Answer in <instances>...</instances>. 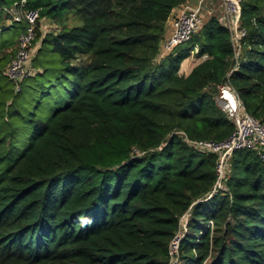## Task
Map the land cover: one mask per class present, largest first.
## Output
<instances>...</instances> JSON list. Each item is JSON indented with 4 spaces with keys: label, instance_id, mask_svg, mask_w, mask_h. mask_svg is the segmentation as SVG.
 <instances>
[{
    "label": "trees",
    "instance_id": "16d2710c",
    "mask_svg": "<svg viewBox=\"0 0 264 264\" xmlns=\"http://www.w3.org/2000/svg\"><path fill=\"white\" fill-rule=\"evenodd\" d=\"M16 1L0 0V264H264V161L235 151L212 193L219 155L187 141L234 132L217 103L227 76L264 123V0L241 1L239 41L213 16L159 61L188 0H26L54 28L38 22L37 72L17 83L5 69L23 25L3 11ZM55 87L62 107L25 114Z\"/></svg>",
    "mask_w": 264,
    "mask_h": 264
},
{
    "label": "built area",
    "instance_id": "2783aa9c",
    "mask_svg": "<svg viewBox=\"0 0 264 264\" xmlns=\"http://www.w3.org/2000/svg\"><path fill=\"white\" fill-rule=\"evenodd\" d=\"M226 21L223 23L234 33V40L239 41L245 35V30L240 27L241 1L223 0ZM205 0H199L196 5L184 4L172 21V31L168 38H164L160 45L157 61L164 59L173 50L183 43L188 42L203 24L202 11ZM4 13L12 23L23 25V31L18 38V46L14 57L5 69L6 76L14 82H19L25 77L34 75L37 70L32 64L36 52L37 25L41 20L40 9L29 8L26 0L14 2L11 6L3 8ZM222 91H228L236 101V108L232 114L235 123L234 132L224 141H190L200 150L219 155L217 168L218 179L212 193L223 188V179L226 174L228 161L232 154L238 150H254L259 158L264 161V123L247 113L241 106L230 88L222 85ZM183 134V133H182ZM177 244V238L173 245ZM176 247V246H175Z\"/></svg>",
    "mask_w": 264,
    "mask_h": 264
},
{
    "label": "rangeland",
    "instance_id": "374dc122",
    "mask_svg": "<svg viewBox=\"0 0 264 264\" xmlns=\"http://www.w3.org/2000/svg\"><path fill=\"white\" fill-rule=\"evenodd\" d=\"M201 16H202L203 23H205L209 18H211L213 16L219 18L222 22L226 21V16H225V11H224V1L223 0H206V2L204 4V10L202 11ZM69 23L75 24L76 22L73 19H70ZM6 25L9 27V26L13 25V23L9 19L6 23ZM39 27L43 33L45 31H48V30L54 28L53 24H51L49 21H47L45 19H42L40 21ZM13 36H14V31L11 28L7 29L6 37L7 38L12 37L13 38ZM16 40H17V38H16ZM14 43H15V39H14ZM2 80H3V83L8 87V89L13 88V84L7 80L5 75L2 76ZM43 91H44V89L41 90V92H43ZM30 94H31V92H30ZM27 95H28V91H25L24 93L19 94L18 100L25 101V99L28 97ZM64 98H65V96H64L62 90L58 89L56 87H55V89H52V93L50 96L46 95L42 99H41L40 91H39V93L33 92V94L30 95V105L28 106V110L25 111V114L27 115V112L29 114V112L33 111L35 105H38V102H39L42 105H41L40 109L37 110L38 116L40 118L47 119L53 113V111L56 108L62 107L65 104V102L67 100ZM217 103L222 109L227 111L228 114L230 115V117L232 118V114L236 108V101H235L234 97L228 91H223V92L221 91L220 92L219 96L217 97ZM32 127H33V125H32ZM20 138H21L20 144L24 143L22 145V147L20 148V152H21L23 147L26 145L27 141H26V137L21 136ZM186 219H187V216H184L181 220L182 229H185ZM181 234H182L181 232L178 234L177 244H178V240L180 239L179 237H181ZM177 244L175 246H177ZM175 246H172L173 252H175V250H176Z\"/></svg>",
    "mask_w": 264,
    "mask_h": 264
},
{
    "label": "crops",
    "instance_id": "0c3cea01",
    "mask_svg": "<svg viewBox=\"0 0 264 264\" xmlns=\"http://www.w3.org/2000/svg\"><path fill=\"white\" fill-rule=\"evenodd\" d=\"M199 0H188L186 4H189V5H196L197 2ZM206 2V0H205ZM204 2V4H205ZM185 4V5H186ZM183 6V5H182ZM182 6H179V7H176L172 10V13L166 23V33H165V37L164 38H168L170 35H171V31H172V21H173V18L174 16L179 12L180 8ZM206 58V56H203V57H198L194 54H192L188 59L185 60V62L183 63L182 67H181V74H184V75H188L192 70L193 68L198 65L199 63H201L204 59ZM223 92V91H222Z\"/></svg>",
    "mask_w": 264,
    "mask_h": 264
},
{
    "label": "water",
    "instance_id": "95a60500",
    "mask_svg": "<svg viewBox=\"0 0 264 264\" xmlns=\"http://www.w3.org/2000/svg\"><path fill=\"white\" fill-rule=\"evenodd\" d=\"M223 85L230 88L231 93L235 96V98L239 101V96L237 92L230 86L228 76L224 79Z\"/></svg>",
    "mask_w": 264,
    "mask_h": 264
}]
</instances>
